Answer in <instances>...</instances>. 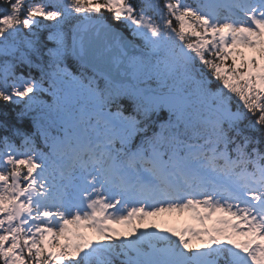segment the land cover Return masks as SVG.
<instances>
[{"label": "snow or ice", "instance_id": "snow-or-ice-1", "mask_svg": "<svg viewBox=\"0 0 264 264\" xmlns=\"http://www.w3.org/2000/svg\"><path fill=\"white\" fill-rule=\"evenodd\" d=\"M0 264H264V0H0Z\"/></svg>", "mask_w": 264, "mask_h": 264}, {"label": "rangeland", "instance_id": "rangeland-1", "mask_svg": "<svg viewBox=\"0 0 264 264\" xmlns=\"http://www.w3.org/2000/svg\"><path fill=\"white\" fill-rule=\"evenodd\" d=\"M184 217H185V222H184L183 226L185 224L194 225V222L189 220L186 214L178 216L175 213H173V214H167V213L161 214V216L159 218H157V222L161 223L163 226H167V227H180L181 221Z\"/></svg>", "mask_w": 264, "mask_h": 264}]
</instances>
